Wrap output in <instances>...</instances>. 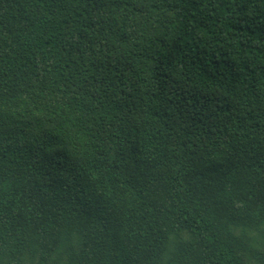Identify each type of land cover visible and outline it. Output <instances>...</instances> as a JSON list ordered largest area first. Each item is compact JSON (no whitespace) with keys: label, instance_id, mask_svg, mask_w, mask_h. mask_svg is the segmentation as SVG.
Segmentation results:
<instances>
[{"label":"trees","instance_id":"trees-1","mask_svg":"<svg viewBox=\"0 0 264 264\" xmlns=\"http://www.w3.org/2000/svg\"><path fill=\"white\" fill-rule=\"evenodd\" d=\"M0 264H264V0H0Z\"/></svg>","mask_w":264,"mask_h":264}]
</instances>
